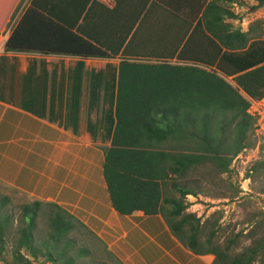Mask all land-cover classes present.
I'll use <instances>...</instances> for the list:
<instances>
[{"label":"trees","instance_id":"trees-1","mask_svg":"<svg viewBox=\"0 0 264 264\" xmlns=\"http://www.w3.org/2000/svg\"><path fill=\"white\" fill-rule=\"evenodd\" d=\"M22 1L0 0V32ZM90 1H57L48 9L32 0L15 25L5 54L107 57V51L74 31V23L52 12L65 9L64 15L75 16L77 22ZM157 1L204 30L207 46L195 57L204 67L168 61L120 63L113 139L104 163L112 205L121 216L139 211L162 214L178 238L195 254H213L215 264H264L263 213L255 214L254 227L246 233L250 245L233 255L234 245L246 229L223 246L216 242L223 212L202 218L190 211L188 200L189 195L201 194L190 181L193 173L210 165L229 172L233 162L255 145L252 134H257V119L248 110L250 98L264 96V21L258 20L244 31L235 24L243 15L236 14L233 6L238 3L243 10L254 11L264 7V0H255L254 5L245 0ZM263 168L264 160L254 162L246 178L262 176ZM8 187L0 180V189ZM28 197L30 201L21 205L22 224L10 245L11 200L0 194L4 262L89 264L90 260L108 264L104 255L117 261L103 241L65 207ZM40 222H47L46 238L37 236Z\"/></svg>","mask_w":264,"mask_h":264},{"label":"crops","instance_id":"crops-1","mask_svg":"<svg viewBox=\"0 0 264 264\" xmlns=\"http://www.w3.org/2000/svg\"><path fill=\"white\" fill-rule=\"evenodd\" d=\"M35 1L49 9L64 0ZM52 12L109 55L10 51L0 57V180L65 207L122 264H215L213 254H195L178 238L162 214L119 215L104 176L120 63L199 64L204 30L157 0H91L77 22L65 9ZM161 23L167 32L158 30Z\"/></svg>","mask_w":264,"mask_h":264},{"label":"rangeland","instance_id":"rangeland-1","mask_svg":"<svg viewBox=\"0 0 264 264\" xmlns=\"http://www.w3.org/2000/svg\"><path fill=\"white\" fill-rule=\"evenodd\" d=\"M245 1L249 5L256 3L255 0ZM25 6H27L26 0H23L18 8V13ZM244 11L248 13L251 10L246 8ZM159 25L161 27L158 30L161 33L167 32L165 30L167 25L162 23ZM227 79L234 83L230 77ZM256 133L252 134L255 145L241 154L233 162L231 171L220 172L214 166L210 165L193 173L190 177L191 183L196 185L195 188L201 192L197 197L189 195L188 200L191 204L190 211L197 213L202 218H206L215 211L223 212L222 217L219 219L221 230L217 236V243L219 242L224 246L231 236L238 234L241 229H246L245 234L240 236L237 244L234 245L236 248L232 251L233 255L250 245L251 239L249 236H246V233L254 227V222L256 221L254 219L255 214H264V171L262 172V176L259 175L256 178L253 177L250 179L246 178V172L250 166L256 161L264 160V137L257 130ZM8 188L6 190L0 189V194L7 195L11 200L9 213L13 215V219L9 229L10 237L8 240L11 245L14 244L17 230L22 224L21 205L30 201V198L25 193L13 191ZM47 230V222H40L37 236L46 238ZM89 239L92 240L91 238ZM92 242L96 248L97 244L95 240ZM2 259V255L0 254V264H7ZM103 259L108 264H122L118 260H109V257L107 258L105 255ZM99 262L88 260L89 264H100ZM42 263V261H35V264ZM47 264L51 263L49 262Z\"/></svg>","mask_w":264,"mask_h":264},{"label":"built area","instance_id":"built-area-1","mask_svg":"<svg viewBox=\"0 0 264 264\" xmlns=\"http://www.w3.org/2000/svg\"><path fill=\"white\" fill-rule=\"evenodd\" d=\"M233 11H235L236 14L243 15V18H237L235 20V24L239 25L244 31L248 30L249 26L256 21H264V7L245 13L239 4L235 3L233 6ZM21 13L22 9L19 11V13H17L11 23L0 32V57L6 52V44L15 25L17 24ZM250 102L251 104L248 112L257 119V132L264 134V96L260 99L250 98Z\"/></svg>","mask_w":264,"mask_h":264}]
</instances>
